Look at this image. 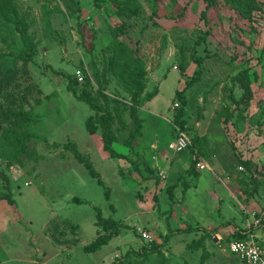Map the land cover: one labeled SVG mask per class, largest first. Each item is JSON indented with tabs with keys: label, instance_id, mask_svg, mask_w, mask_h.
Listing matches in <instances>:
<instances>
[{
	"label": "rangeland",
	"instance_id": "1",
	"mask_svg": "<svg viewBox=\"0 0 264 264\" xmlns=\"http://www.w3.org/2000/svg\"><path fill=\"white\" fill-rule=\"evenodd\" d=\"M124 1L13 0L10 13L38 49L27 70L42 95L25 106L36 117L31 156L11 167L0 159V196L7 177L14 201H0V264H200L204 253V264H241L227 250L233 233L256 222L264 229V0H253L257 9L216 0L208 10L203 0H132L131 17L120 15ZM23 49L0 20L5 60ZM137 59L146 87L140 132L130 139L128 77ZM244 71L248 104L235 80ZM74 80L78 94L87 81L86 91L112 115L113 149L128 160L103 151L99 129L88 133L94 112L68 91ZM181 110L184 130L175 121ZM177 129L191 144L174 154ZM96 207L120 232L86 254L84 245L104 233ZM153 246L161 253L143 251Z\"/></svg>",
	"mask_w": 264,
	"mask_h": 264
},
{
	"label": "trees",
	"instance_id": "2",
	"mask_svg": "<svg viewBox=\"0 0 264 264\" xmlns=\"http://www.w3.org/2000/svg\"><path fill=\"white\" fill-rule=\"evenodd\" d=\"M231 2L234 7L246 8V9H257V5L253 0H225ZM208 10L212 7L216 0H203ZM123 9L120 10V15L131 17L134 15L133 1L125 0L120 3ZM14 4L13 0H0V20L5 27L12 25L15 33L19 36L20 41L23 44L24 49L17 54H11V60H5V56L0 53V159L6 162L7 167H11L14 164H21V158L30 157L31 150H29L28 144L34 137L33 133L29 130V125L36 119L34 114L25 109V106L30 100L39 104V99H35V95L41 96L42 91L39 87L32 82V78L29 76L27 66L34 63V57L38 53L36 45L32 42L31 37L27 34L23 23L10 12L13 11ZM125 9V10H124ZM129 9V11H127ZM201 18L206 19V11L202 12ZM46 25L49 26L50 22L46 19ZM134 70L129 75L128 79L133 83L134 90L130 91L131 106L128 109L129 116L132 119L134 125V131L131 133L130 139H134L140 132V124L137 118V110L141 103V95L145 91V68L143 63L137 59L135 61ZM197 78L192 79L187 83L186 88L190 87ZM235 80L239 83L240 88L243 90L241 96V102L248 104L253 98V92L249 81V76L246 71L238 74ZM73 84H77L74 80L72 83H68L67 89L72 95L80 102L88 105L89 109L94 112V116H90L86 122V129L90 135H95L97 130H100V137L102 141V149L112 159H125L128 158L116 152L113 149L115 143V136L111 129V123L113 117L108 113L102 106L96 103L94 97L86 91L88 82L86 81L84 89L78 94ZM179 98H182V94H178ZM182 116V110L179 111L175 116V121L184 130V123L180 120ZM131 144V142H130ZM129 144V145H130ZM194 146L196 142H193ZM71 152L74 158L83 164L86 171L96 180L99 186L104 187L99 173L94 169L93 165L89 160H86L78 152L75 146H71ZM195 164V162H194ZM6 181L7 192L0 196V201H6L9 205H13L9 180L7 177L4 178ZM105 197L108 200L109 191L106 190ZM171 197V194H170ZM95 225L100 227L104 231L103 234H98L95 239L84 245L83 251L86 254H92L98 252L102 247L107 245L109 241L117 236L120 232L119 223L115 222L111 218H104L100 210L96 207ZM258 228L253 231L260 234ZM192 232L193 229L177 231V233ZM207 233V232H206ZM247 230L237 229L233 233L232 240H241L244 238V234ZM175 232H170L163 240V244L168 241L170 235ZM144 252L149 253H161L160 248L153 246L151 249H145ZM207 258V254H202L200 264H204ZM162 262L164 259L162 258ZM162 262L160 264H162Z\"/></svg>",
	"mask_w": 264,
	"mask_h": 264
},
{
	"label": "built area",
	"instance_id": "3",
	"mask_svg": "<svg viewBox=\"0 0 264 264\" xmlns=\"http://www.w3.org/2000/svg\"><path fill=\"white\" fill-rule=\"evenodd\" d=\"M190 140L186 133L181 129H177L174 139L169 144V149L174 153H180L190 146ZM198 168L205 169V165L198 163ZM239 170H242L239 167ZM258 222L254 223V227L258 228ZM255 229V228H254ZM247 233L241 240H231L227 244V250L230 254L234 255L241 264H264V241L261 239L260 234L257 232L246 229ZM261 230V229H260ZM264 234V229L261 231ZM141 237L146 242H152V235L146 231L140 232Z\"/></svg>",
	"mask_w": 264,
	"mask_h": 264
},
{
	"label": "crops",
	"instance_id": "4",
	"mask_svg": "<svg viewBox=\"0 0 264 264\" xmlns=\"http://www.w3.org/2000/svg\"><path fill=\"white\" fill-rule=\"evenodd\" d=\"M260 236H261V239L264 241V239H263L264 234L262 235V233L260 232Z\"/></svg>",
	"mask_w": 264,
	"mask_h": 264
}]
</instances>
